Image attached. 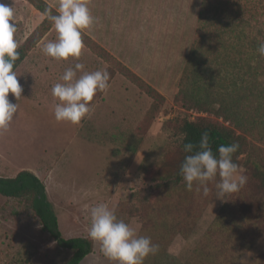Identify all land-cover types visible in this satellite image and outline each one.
Segmentation results:
<instances>
[{
    "label": "rangeland",
    "instance_id": "1",
    "mask_svg": "<svg viewBox=\"0 0 264 264\" xmlns=\"http://www.w3.org/2000/svg\"><path fill=\"white\" fill-rule=\"evenodd\" d=\"M46 1L58 10V0ZM4 2L14 8L15 21L10 23H15L19 32L15 39L21 44L43 14L25 0ZM200 3L201 0H88L96 22L82 32L164 95L165 102L153 118L148 113L152 99L116 73L105 92V101L92 115L78 125L55 121L54 106L59 101L51 90L54 84L63 83L60 77L64 71L75 63H83V71L87 72L107 67L85 45L79 59L57 61L43 52L31 56L27 70L41 80L20 83L23 91L19 99L8 94L9 101L18 104V111L9 130L0 134L1 175H12L20 167L40 162L43 176H39L66 238L88 236L89 210L98 203L111 206L125 201L131 208L146 201L150 194L146 169L177 145L167 120L199 116L182 107L175 94L195 36ZM56 38L53 26L35 47L42 49ZM35 57L42 60L34 65ZM81 74L77 71V77ZM222 203L213 196L190 236L174 237L168 247L172 256L168 257L169 264H182L190 257ZM131 214L123 212L118 219L139 233L140 219ZM94 243L93 254L79 264H115ZM263 249L264 233L238 264H248ZM68 255L27 205L0 194V264L13 260L20 264H54Z\"/></svg>",
    "mask_w": 264,
    "mask_h": 264
},
{
    "label": "trees",
    "instance_id": "2",
    "mask_svg": "<svg viewBox=\"0 0 264 264\" xmlns=\"http://www.w3.org/2000/svg\"><path fill=\"white\" fill-rule=\"evenodd\" d=\"M25 1L43 18L19 44L14 70L54 26L45 17V9L57 12L46 0ZM82 40L107 63L109 82L120 73L152 99L148 113L153 118L165 102L164 95L84 32ZM260 42H264V0H201L195 36L175 94L182 107L199 116L167 120L177 145L146 169L150 182L147 200L131 208L125 201L117 203V217L123 212L139 217L138 234L159 245V251L149 255L144 264H169L168 247L174 237L190 236L214 196V192L207 197L198 194L195 184L192 191L185 188L179 174L186 155L178 143L181 133H186L185 143L198 144L201 133L207 131L214 154L221 144L238 143L233 161L248 176L244 187L223 201L182 264H238L264 233V57L256 51ZM102 95L98 92L90 103L95 105ZM218 181L219 177L209 182V187ZM0 194L27 205L56 245L69 252L54 264H79L94 251L95 243L88 236L66 238L62 234L45 184L33 171L24 168L14 176L0 175ZM248 264H264V249Z\"/></svg>",
    "mask_w": 264,
    "mask_h": 264
},
{
    "label": "clouds",
    "instance_id": "3",
    "mask_svg": "<svg viewBox=\"0 0 264 264\" xmlns=\"http://www.w3.org/2000/svg\"><path fill=\"white\" fill-rule=\"evenodd\" d=\"M14 8L0 4V134L7 132L18 111V104L8 99L11 92L19 99L23 88L14 70L19 59L17 51L19 44L15 39L17 27ZM45 17L54 25L57 33L55 41H49L42 47V52L57 61L69 57L79 59L84 48L82 31L90 29L96 22L88 6V0H58V10L52 14L51 9H45ZM256 51L264 57V42H260ZM83 63H75L67 68L60 80L52 87V96L59 102L54 106L53 116L56 122H66L78 125L91 115L94 106L90 103L98 92L109 89L110 73L107 69L92 72L83 71ZM77 71L82 74L77 77ZM186 133H181L178 143L186 153L179 170L185 182V188L207 197L210 192L222 202L226 196L239 192L248 181L245 169L233 161V155L238 151L239 144L231 143L218 146V154H214L209 133H201L198 144L185 143ZM214 183L213 188L209 182ZM126 197V193L124 194ZM213 196V195H212ZM116 203L109 206L98 203L89 210L90 226L88 238L100 246V252L115 264H144L149 255L159 251V245L152 242L151 237L139 235L137 228L116 214Z\"/></svg>",
    "mask_w": 264,
    "mask_h": 264
},
{
    "label": "crops",
    "instance_id": "4",
    "mask_svg": "<svg viewBox=\"0 0 264 264\" xmlns=\"http://www.w3.org/2000/svg\"><path fill=\"white\" fill-rule=\"evenodd\" d=\"M5 0H0V4H3L4 5V2ZM8 1V0H7ZM19 30L21 31V27L19 28ZM17 33H18V35H19V32L18 31H16ZM27 35H25L24 37H26ZM36 54H40V55H42L43 53H42V49H40L39 47H35L34 49H32V51H30V53L25 57V59L22 61V63H20V65L15 69V71L17 72V79H18V82L19 83H24V81H26V80H28V79H32V80H34V81H40L41 80V78H38V79H36L35 78V76H32V75H30V74H33L34 72L32 71V70H27V67L30 65L29 63V61H30V57L31 56H33V55H36ZM36 59H35V61L32 59V64H34L35 65V63L37 62V61H39L40 62V60H42V58L41 59H39V58H37V57H35ZM33 66V65H32ZM59 74V73H58ZM57 74H55V76H56ZM58 76V75H57ZM105 97H106V93L104 92L103 93V95H102V97L100 98V100L94 105V110H93V112L91 113V115L94 113V111H96L97 109H98V107L100 106V103H103L104 101H105ZM40 163V162H39ZM39 163H35L34 165H25V166H23V167H20L19 169H15L16 171V173L19 171V170H21V169H24V168H26V169H29V170H31V171H33L39 178H40V176L39 175H41V176H43V168H42V166L41 165H39ZM41 164V163H40ZM14 172V173H15ZM15 173V174H16ZM2 173H1V171H0V175H1ZM15 174H12V175H9V176H14ZM41 179V178H40ZM95 248V247H94ZM90 254H93V252L92 253H90ZM90 254H88V255H86L85 256V258L84 259H87V257H89L90 256Z\"/></svg>",
    "mask_w": 264,
    "mask_h": 264
}]
</instances>
